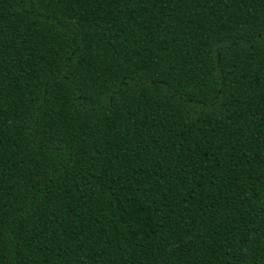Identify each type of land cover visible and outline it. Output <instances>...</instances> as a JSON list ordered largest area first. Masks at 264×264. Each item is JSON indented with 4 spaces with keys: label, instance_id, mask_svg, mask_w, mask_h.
Listing matches in <instances>:
<instances>
[{
    "label": "trees",
    "instance_id": "obj_1",
    "mask_svg": "<svg viewBox=\"0 0 264 264\" xmlns=\"http://www.w3.org/2000/svg\"><path fill=\"white\" fill-rule=\"evenodd\" d=\"M0 264H264V0H0Z\"/></svg>",
    "mask_w": 264,
    "mask_h": 264
}]
</instances>
